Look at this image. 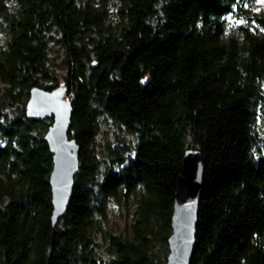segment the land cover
I'll return each instance as SVG.
<instances>
[{
    "label": "trees",
    "instance_id": "1",
    "mask_svg": "<svg viewBox=\"0 0 264 264\" xmlns=\"http://www.w3.org/2000/svg\"><path fill=\"white\" fill-rule=\"evenodd\" d=\"M250 1L0 0V264H167L188 149L204 173L191 264H264V12ZM34 87L64 89L80 147L55 225ZM132 198L112 232L110 203Z\"/></svg>",
    "mask_w": 264,
    "mask_h": 264
},
{
    "label": "water",
    "instance_id": "2",
    "mask_svg": "<svg viewBox=\"0 0 264 264\" xmlns=\"http://www.w3.org/2000/svg\"><path fill=\"white\" fill-rule=\"evenodd\" d=\"M27 114L33 119L52 117L44 139L53 156L50 185L54 206L52 221L55 225L72 200L73 179L79 165L80 147L68 134L72 104L61 87L52 91L34 87L30 90ZM203 174L199 151L188 149L176 184L167 264H191Z\"/></svg>",
    "mask_w": 264,
    "mask_h": 264
},
{
    "label": "rangeland",
    "instance_id": "3",
    "mask_svg": "<svg viewBox=\"0 0 264 264\" xmlns=\"http://www.w3.org/2000/svg\"><path fill=\"white\" fill-rule=\"evenodd\" d=\"M246 10L251 13H262L264 12V0H251L250 3L243 5ZM230 19L226 16L225 21ZM113 132V131H112ZM103 133V132H102ZM102 137V135H100ZM109 137L113 138V133H109ZM102 138H100L101 140ZM134 199L128 201L125 210L122 207H117L113 203H110L108 208V215L106 220V226L114 233H122L127 229L126 226V215L130 214L134 210Z\"/></svg>",
    "mask_w": 264,
    "mask_h": 264
},
{
    "label": "bare ground",
    "instance_id": "4",
    "mask_svg": "<svg viewBox=\"0 0 264 264\" xmlns=\"http://www.w3.org/2000/svg\"><path fill=\"white\" fill-rule=\"evenodd\" d=\"M45 118V117H44ZM42 119V118H41Z\"/></svg>",
    "mask_w": 264,
    "mask_h": 264
}]
</instances>
